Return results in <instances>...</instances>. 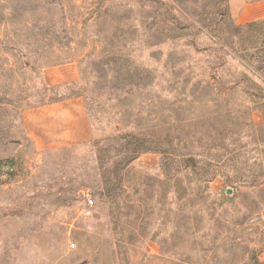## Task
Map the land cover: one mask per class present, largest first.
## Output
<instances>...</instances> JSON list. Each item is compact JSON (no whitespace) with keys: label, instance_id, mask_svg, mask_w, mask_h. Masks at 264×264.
<instances>
[{"label":"rangeland","instance_id":"rangeland-1","mask_svg":"<svg viewBox=\"0 0 264 264\" xmlns=\"http://www.w3.org/2000/svg\"><path fill=\"white\" fill-rule=\"evenodd\" d=\"M70 60L91 139L36 149L22 110ZM0 264H264V25L227 0H0Z\"/></svg>","mask_w":264,"mask_h":264},{"label":"crops","instance_id":"crops-1","mask_svg":"<svg viewBox=\"0 0 264 264\" xmlns=\"http://www.w3.org/2000/svg\"><path fill=\"white\" fill-rule=\"evenodd\" d=\"M227 9L238 26L264 21V0H227ZM79 76L77 60L42 69L49 91L21 113L22 126L36 149L62 148L91 139L85 99L72 88Z\"/></svg>","mask_w":264,"mask_h":264},{"label":"built area","instance_id":"built-area-1","mask_svg":"<svg viewBox=\"0 0 264 264\" xmlns=\"http://www.w3.org/2000/svg\"><path fill=\"white\" fill-rule=\"evenodd\" d=\"M94 199L88 196L87 205L82 209V214L86 217H89L93 213ZM74 246V244H72Z\"/></svg>","mask_w":264,"mask_h":264},{"label":"trees","instance_id":"trees-1","mask_svg":"<svg viewBox=\"0 0 264 264\" xmlns=\"http://www.w3.org/2000/svg\"><path fill=\"white\" fill-rule=\"evenodd\" d=\"M261 25H264V21H262V22H256V23H249V24H246V25H244V26H242V27H249V28H251V27H256V26H261ZM189 160H191V161H196V159L195 158H189Z\"/></svg>","mask_w":264,"mask_h":264},{"label":"water","instance_id":"water-1","mask_svg":"<svg viewBox=\"0 0 264 264\" xmlns=\"http://www.w3.org/2000/svg\"><path fill=\"white\" fill-rule=\"evenodd\" d=\"M228 193H231L232 192V189H228V191H227Z\"/></svg>","mask_w":264,"mask_h":264}]
</instances>
